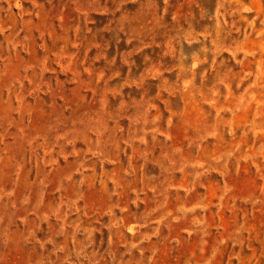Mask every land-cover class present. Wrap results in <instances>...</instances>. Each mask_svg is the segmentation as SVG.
I'll return each instance as SVG.
<instances>
[{
  "label": "rangeland",
  "instance_id": "374dc122",
  "mask_svg": "<svg viewBox=\"0 0 264 264\" xmlns=\"http://www.w3.org/2000/svg\"><path fill=\"white\" fill-rule=\"evenodd\" d=\"M0 264H264V0H0Z\"/></svg>",
  "mask_w": 264,
  "mask_h": 264
}]
</instances>
